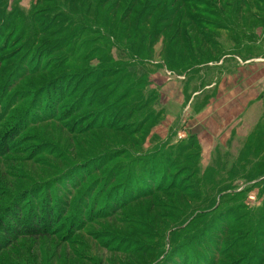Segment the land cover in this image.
Returning <instances> with one entry per match:
<instances>
[{
	"label": "rangeland",
	"instance_id": "rangeland-1",
	"mask_svg": "<svg viewBox=\"0 0 264 264\" xmlns=\"http://www.w3.org/2000/svg\"><path fill=\"white\" fill-rule=\"evenodd\" d=\"M0 264H264V0H0Z\"/></svg>",
	"mask_w": 264,
	"mask_h": 264
},
{
	"label": "trees",
	"instance_id": "trees-1",
	"mask_svg": "<svg viewBox=\"0 0 264 264\" xmlns=\"http://www.w3.org/2000/svg\"><path fill=\"white\" fill-rule=\"evenodd\" d=\"M190 36L195 37L192 32H191ZM187 38L189 39L190 44H191V46H189L188 49L191 50L192 57L190 58L189 53H188V56L186 58H184L183 55H181V57H178L176 51L172 52L173 50L176 49V47L175 46L169 47V49H167V51L170 52L169 50L172 49V51L170 53L172 54V58L175 61V63H174V61L170 59L173 62L172 63L173 66H176L178 62H180V63L184 62L183 66L190 68V67H193L195 64L196 65L202 64V62L205 59L204 56L207 55V57L210 58L212 54H214L215 56L218 57V59H216L217 60L216 62L221 60V56L218 53H216L217 51H214L212 47H206L205 46L207 49H209V50H206V49L203 48V46H201L200 43H199L198 46L196 45V39L194 40V39L189 38V37H187ZM193 40H194V43H193ZM194 44H195V46H194ZM167 51L165 53L166 56L169 55ZM207 53H209V54H207ZM203 64H205V63L203 62ZM17 216H18V214L16 213V217L15 216L13 217V219H14L13 223L12 222H10V223H11V227L15 228L14 229L15 231H13V233H15L18 236L19 234H23L25 231H24V229H22V231L18 230L19 227H20L18 219H20V218L19 217L17 218ZM16 225H17V227H15ZM28 226H30L29 229H28L30 231H27V232H29L28 234H33V236H42V235H44V232L38 229L39 224H37L38 227H34L33 229L31 227V223H28ZM10 237L11 238L13 237L12 234L10 235Z\"/></svg>",
	"mask_w": 264,
	"mask_h": 264
}]
</instances>
